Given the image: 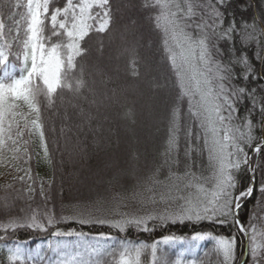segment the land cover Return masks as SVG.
Listing matches in <instances>:
<instances>
[{
  "label": "snow or ice",
  "instance_id": "1",
  "mask_svg": "<svg viewBox=\"0 0 264 264\" xmlns=\"http://www.w3.org/2000/svg\"><path fill=\"white\" fill-rule=\"evenodd\" d=\"M3 2L9 3V0ZM252 4L253 0H145L143 9L154 13L150 20L162 33L163 48L178 85L168 114L163 164L138 178L130 191L113 195L107 202L110 206L103 209L107 212L103 217L94 215L87 207L73 216L59 218L47 207L43 211L22 208V215L11 216L0 224L4 233L0 240H6L10 230L45 231L66 220H75L81 225H107L120 232L130 227L148 231L149 222L154 220L209 221L221 225L231 222L238 226L240 233L247 234L251 264H264V232L258 234L251 223L245 227L239 217L241 208L256 191L257 173L261 177L259 191L264 194V19L253 16L248 23L246 13ZM9 7L24 11L15 22V36H11V29L5 31L6 25L0 20V152L7 149L13 154L12 160L29 164L32 159L29 144L35 139L43 159L51 164L44 113L56 107L57 96L65 91L77 99L87 100L82 95L86 81L84 66L79 60L87 52L86 38L93 32H107L114 23L112 4L110 0H59V3L57 0H16ZM237 40L242 48L255 42L259 48L255 56L258 66L246 53L239 52ZM13 45L18 52L13 53ZM13 55L19 61L18 68L9 62ZM89 103L95 105L96 101ZM184 103L186 112L182 110ZM245 103L248 104L246 114L240 116L239 108ZM21 105L27 107L30 119H25L23 128L16 124L14 131L11 118ZM72 107L78 108L77 115L81 118L78 128L82 130L85 122L91 124L90 110L75 103ZM64 131L62 127V135ZM205 154L206 164L202 160ZM16 170L24 172L19 177L22 183L32 181L25 190L31 196L36 192L32 168ZM245 171L249 180L246 187L240 179ZM39 194L45 203L51 199L43 182ZM3 199L0 212L8 214L9 198ZM129 201L138 205L134 212L116 210L127 206ZM102 203L105 202L97 201L98 205ZM101 210L96 208L97 212ZM52 234L84 235L58 228ZM178 239L181 238L165 236L163 243ZM192 239H211L221 257L220 264H237L236 237L197 233ZM157 243L149 246L125 242L114 264H141L142 255L149 248L153 264H159ZM65 248L57 244L53 250L60 259L47 264H100L91 257L115 255L107 250L102 252L94 245L74 254ZM7 251L6 264H41L45 260L38 253L25 252L19 244ZM85 255L90 259H85ZM173 264L185 262L178 256Z\"/></svg>",
  "mask_w": 264,
  "mask_h": 264
},
{
  "label": "trees",
  "instance_id": "2",
  "mask_svg": "<svg viewBox=\"0 0 264 264\" xmlns=\"http://www.w3.org/2000/svg\"><path fill=\"white\" fill-rule=\"evenodd\" d=\"M15 2L16 0H9L12 5ZM110 2L114 23L107 32H93L90 38H86L84 47L87 52L79 60L84 66L86 81L82 95L87 100L77 99L72 93L65 91L57 96L56 107L44 113L52 163L43 159L35 139L29 144L32 156L29 164L12 160L13 154L7 149L0 152V160L5 161L0 164V206L3 205L5 196L9 198L7 202L11 205L8 214L0 212V224L6 223L11 216L22 215V208L43 211L47 207L59 218L73 216L87 207L95 212L94 215L103 217L107 215L103 209L110 206L107 202L111 201L113 195L124 190L130 191L138 178L149 175L164 162L162 153L167 139L168 114L177 95L178 85L163 48L162 33L155 29L154 21L150 20L154 13L143 9L145 0ZM9 3L0 0V20L6 25L5 31L11 29V36H15V22L20 19V13L24 9H10ZM129 3L136 4L135 17L145 24L140 28L137 19L136 23L132 22L135 20L134 16L128 20L126 18V5ZM253 16L264 19V0H253L252 7L246 13L248 23L252 22ZM134 30H137L135 33H144L145 37L135 38L132 33H128ZM11 36L8 38L11 39ZM236 48L239 52L246 53L252 63L258 66L255 56L259 48L255 42L242 48L237 40ZM12 51L16 53L19 49L13 45ZM9 62L19 67V61L14 55L9 58ZM239 70L238 68L237 71ZM93 100L96 101L95 105L89 103ZM73 103L91 111V124L85 122L82 130L77 127L81 118L77 115L78 108L72 107ZM247 107V103L240 106V116L246 114ZM182 110L187 111L186 103L182 105ZM15 111V116L11 118L14 131L16 124L23 128L25 119H30L26 106L21 105ZM62 127L65 129L63 135L60 132ZM24 139L28 137L25 136ZM115 155L120 159H116V164L101 165L102 161L108 162V157ZM202 160L207 163L206 154ZM27 167H31L36 175V192L31 196L25 190L32 181L22 183L19 177L24 176V172L16 170ZM164 171L166 173L167 169ZM91 173L94 180H86L84 176ZM206 174L211 175L210 172ZM240 179L246 187L249 183L246 171L240 174ZM41 182L51 197L47 203L39 194ZM260 185L261 177L257 173L256 191L239 212L244 226L248 227L249 223L255 225L258 234L264 232V194L259 191ZM97 201L105 203L98 205ZM135 205L134 201H129L127 206L116 210H128L135 208ZM97 207L103 212L99 214ZM57 228L62 232H82L84 235L54 236L52 233ZM148 228L145 231L130 227L125 232H120L107 225H81L75 220H66L61 221L56 228L45 231L26 228L15 232L10 230L7 239L0 240V264H6L7 249L17 244L25 252L43 256L45 260L41 264L60 259L58 252L53 250L57 244L66 246L64 250L73 254L77 251L84 252L88 245L97 246L102 252L107 250L115 255L100 254L91 259L99 260L100 264H114L119 258L121 245L125 242L149 246L159 242L156 250V261L159 264H173L178 256L185 264H220L221 257L216 252L215 242L211 239L193 240L192 237L197 233L236 237L237 264L241 262L245 248V261L251 264L247 234L240 233L238 226L231 222L221 225L209 221L154 220L149 222ZM100 234L108 239L101 238ZM0 235H4L2 230ZM165 236L181 239L163 243ZM84 258L90 259L87 255ZM141 264H153L150 248L142 255Z\"/></svg>",
  "mask_w": 264,
  "mask_h": 264
},
{
  "label": "rangeland",
  "instance_id": "3",
  "mask_svg": "<svg viewBox=\"0 0 264 264\" xmlns=\"http://www.w3.org/2000/svg\"><path fill=\"white\" fill-rule=\"evenodd\" d=\"M126 9H127V11H126V13H128V15H127V20L129 19V18H131L132 16H134L135 17V12L137 11L136 9H137V7H136V4H134V3H129V4H127L126 5ZM130 16V17H129ZM137 19V25L139 26V28H140V26H142V25H145V24H143L144 22L142 21V20H140L138 17H135V20ZM139 19V20H138ZM128 22V21H127ZM130 24V23H129ZM135 32H137V30L135 31H131V32H128L129 34L130 33H132V36L133 37H135V38H140V39H142L143 37H145L144 36V33H142V34H139V33H135ZM145 35H146V32H145ZM133 87V86H132ZM134 89V88H133ZM116 159H118V156L117 155H115L114 157H108V162L107 161H102L101 162V165L102 164H105V163H112V164H116ZM118 160H120V159H118ZM106 165V164H105ZM109 165V164H108ZM91 175V176H90ZM86 174L85 176H84V178L86 179V180H94V178H93V175H92V173L91 174ZM90 177V179H88ZM138 207V205L136 204L135 205V208H123V209H128V210H120V212H134L135 210H136V208ZM94 214H95V212L93 211V210H91ZM103 211H99L98 213L100 214V213H102ZM116 218H118V217H116Z\"/></svg>",
  "mask_w": 264,
  "mask_h": 264
},
{
  "label": "water",
  "instance_id": "4",
  "mask_svg": "<svg viewBox=\"0 0 264 264\" xmlns=\"http://www.w3.org/2000/svg\"><path fill=\"white\" fill-rule=\"evenodd\" d=\"M246 255H247V251H246V248H245V252H244L243 258H242V260H241V262L239 264H243V262L246 259Z\"/></svg>",
  "mask_w": 264,
  "mask_h": 264
}]
</instances>
